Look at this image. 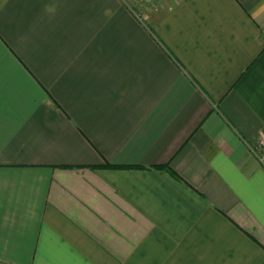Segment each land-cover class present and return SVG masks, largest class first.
<instances>
[{
  "label": "crops",
  "instance_id": "crops-1",
  "mask_svg": "<svg viewBox=\"0 0 264 264\" xmlns=\"http://www.w3.org/2000/svg\"><path fill=\"white\" fill-rule=\"evenodd\" d=\"M160 1L0 0V263L264 264V0Z\"/></svg>",
  "mask_w": 264,
  "mask_h": 264
},
{
  "label": "built area",
  "instance_id": "built-area-1",
  "mask_svg": "<svg viewBox=\"0 0 264 264\" xmlns=\"http://www.w3.org/2000/svg\"><path fill=\"white\" fill-rule=\"evenodd\" d=\"M259 159L262 162V164L264 165V138L262 139L261 143H260V147H259Z\"/></svg>",
  "mask_w": 264,
  "mask_h": 264
},
{
  "label": "rangeland",
  "instance_id": "rangeland-1",
  "mask_svg": "<svg viewBox=\"0 0 264 264\" xmlns=\"http://www.w3.org/2000/svg\"><path fill=\"white\" fill-rule=\"evenodd\" d=\"M159 1H160V0H159ZM163 1H165V0H161V1H160V4H159V5H156V6H154V7H159V6H162V4H161V3H162ZM151 5H152V3H151Z\"/></svg>",
  "mask_w": 264,
  "mask_h": 264
},
{
  "label": "clouds",
  "instance_id": "clouds-1",
  "mask_svg": "<svg viewBox=\"0 0 264 264\" xmlns=\"http://www.w3.org/2000/svg\"><path fill=\"white\" fill-rule=\"evenodd\" d=\"M52 9L51 8H49V11H51Z\"/></svg>",
  "mask_w": 264,
  "mask_h": 264
},
{
  "label": "trees",
  "instance_id": "trees-1",
  "mask_svg": "<svg viewBox=\"0 0 264 264\" xmlns=\"http://www.w3.org/2000/svg\"><path fill=\"white\" fill-rule=\"evenodd\" d=\"M0 264H6V263H0Z\"/></svg>",
  "mask_w": 264,
  "mask_h": 264
}]
</instances>
